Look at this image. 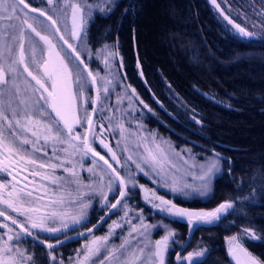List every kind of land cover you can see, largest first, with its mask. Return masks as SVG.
<instances>
[{
    "label": "trees",
    "instance_id": "16d2710c",
    "mask_svg": "<svg viewBox=\"0 0 264 264\" xmlns=\"http://www.w3.org/2000/svg\"><path fill=\"white\" fill-rule=\"evenodd\" d=\"M223 1L230 16L253 31L251 39L233 33L208 0H117L110 13H94L86 27L90 48L114 44L123 83L143 102L145 124L176 148L222 158L211 196L178 199L189 207L235 202L231 214L192 230L188 245L208 250L197 264H232L224 237L235 228L264 235V172L257 175L264 169V16L258 15L264 0ZM93 211L76 229L101 209ZM171 221L183 237L185 223ZM36 233L44 241L59 237ZM246 236L240 244L264 263V240ZM14 243L34 256L35 264H48L50 250L33 237ZM77 243L61 244L52 253L62 259Z\"/></svg>",
    "mask_w": 264,
    "mask_h": 264
},
{
    "label": "snow or ice",
    "instance_id": "6c2138e0",
    "mask_svg": "<svg viewBox=\"0 0 264 264\" xmlns=\"http://www.w3.org/2000/svg\"><path fill=\"white\" fill-rule=\"evenodd\" d=\"M111 2V0H109ZM213 4H216V0H212ZM49 6L46 10L37 9L30 7L27 0H0V59H6L4 50L7 49L9 55L13 53V44L19 42L20 53L17 59L12 61V64L23 65V71L31 77L32 81H35L36 88L33 89V93L36 94L34 102L29 103L28 101L19 99V92L12 93L13 98L4 100V96L8 93L0 90V171L7 173L8 176H12V181H16V176L13 175L16 172V167L20 164L36 166L38 164L35 158L36 153L43 152L47 156L46 146L49 144L53 148V158L58 163H39L40 169L51 168L55 170L57 167H63V171L69 173L72 177H76V173L71 171L68 167H64V161L59 160L57 155V147L67 143L68 149H65L66 153L71 156H75L77 153H81L83 157L91 155L94 161V167L88 169L89 172H94L95 167L98 166L96 157H99L100 161H103L107 169L111 172L108 173V191H104V186L101 184L99 194L104 196V203L101 208H108V212L105 215L114 214V210H118L121 205L124 204L125 200L130 199L129 192L131 188L129 185H133V182L129 179L126 180L120 175V173L113 168L112 164L100 152L96 151L92 144L95 140L93 135L95 122L93 120V114L96 111V101L100 99L99 89L97 98L93 103V113H86V123L88 126V132L83 134L81 138L80 134L72 135L75 131V126H83L85 121L80 119L76 115L75 101L77 97H83L84 90H90V85L95 86L98 83L97 75H94L91 70L88 69V65L85 63L81 56V52L78 51V47L86 45L87 36V23L93 17V9L98 8L101 13L107 14L112 11L111 7H100L95 4L85 3L84 0L80 2H72V0H47ZM219 8V5H217ZM68 8H71V26L72 30L70 36L66 38L64 35L59 36V40L63 42V45L67 46L71 52L68 53L69 57H74L77 63V68L80 69L75 78H73V72L70 69V63L66 62L64 56L61 55V51L57 50V46L52 43L48 36L41 35L37 31L36 27L32 23H29L27 17L30 13H38L40 17H46L48 21H51L54 27L57 24V20L53 19L51 12H62L67 13ZM127 11V9H125ZM223 14V13H222ZM258 15L264 16V11L258 13ZM23 17V19H21ZM37 19V17H33ZM224 19L232 24L236 30V34L241 37L251 39L253 33L247 31L240 24H235L232 19L228 16H224ZM19 21V27L17 26ZM30 30L36 37H39L40 41H43L44 45L47 46V56L43 60V63L39 66V74H33V71L29 70V65L26 63L25 58V32ZM60 29L56 28V32ZM83 34V35H82ZM30 39V37H29ZM79 40V44L74 46L69 40ZM63 45L61 50H63ZM107 46H105L106 48ZM37 49L32 48V62L37 63ZM99 55V53L97 54ZM111 55V54H110ZM105 65L108 66V60L105 59ZM82 66V67H81ZM15 72V68L11 65L6 70L2 63H0V85L8 83L6 74ZM86 72V76L84 73ZM100 80L104 81V91L107 92L108 85L111 81H108L104 77H99ZM77 86V94L73 95L72 84ZM134 91V90H133ZM90 99V98H89ZM141 103H143L141 101ZM147 107V105H145ZM54 113V116L52 115ZM103 133V125H101ZM41 131L47 134L43 136V145L39 143L41 137ZM31 133V137L35 139L27 138L26 134ZM24 134L25 138H21ZM67 134V140L64 139ZM83 144V148L79 145ZM100 144L111 153V158L117 160L116 153L112 151L108 144H105L101 139ZM152 144L155 145V150L149 148L145 144V152L147 155L143 157V161L146 164H150L153 171L157 168L159 171L157 175H167L165 168L168 171H178L176 165L172 163L171 158L167 155L166 151L160 144H156L153 139ZM31 145L32 151H28V146ZM129 160L133 157L129 156ZM222 158L219 154L214 153V157L203 165L193 164L189 168V172L193 169L199 171V175L194 176L193 179L198 181V184L192 185L183 183L182 186L180 181L175 178L171 179V190L174 193H183L185 196L189 194L188 190L198 194L200 197H208L213 193L212 181L213 177L220 171V160ZM135 162V161H134ZM117 163L119 161L117 160ZM187 164V161H183ZM137 169L141 172L144 169L140 163H136ZM11 168V171L9 170ZM27 171V167L24 169ZM260 172H264V169L258 170L257 175ZM145 175L149 173L145 172ZM32 176H40L39 171L31 172ZM256 177L254 176L253 179ZM27 180V176L24 177ZM42 179L47 180L48 177L44 176ZM103 179V177H101ZM68 183V181H64ZM77 185H79V179H75ZM52 183L59 186L61 178L54 177ZM11 186V190H7ZM165 186H169L167 180ZM88 187L95 188L94 185H88ZM114 187H119L120 194L116 199L115 203H111L109 206V197L114 195ZM143 188V186H140ZM35 190H26L21 187L17 189L16 184L10 182L9 185L0 183V217H3V221H0V228L6 229L4 233L0 234V264H35L34 256L26 255L25 250L19 247H13L14 242L22 240L24 236H31L33 239H38V233L33 230L47 231L50 233L61 232L62 229L69 227V224H80L86 220V210L92 205L82 203L87 198L83 192H77V196L72 198L70 201L66 200L63 196L52 199L47 203L43 202V196L34 197ZM255 192H253V196ZM152 199L149 201L153 207L160 211L166 212L170 216L186 218L190 230L194 229L198 224H212L221 219L225 214H231L230 210L234 208V201H224L220 203L215 209L210 211L204 210H189L185 208L177 207L171 201H166L162 197H156L155 193H152ZM147 199V197H146ZM250 199V198H245ZM159 203H156V201ZM35 203V207H25V203ZM78 205V209L69 207V204ZM45 208V211H41V208ZM10 209L12 213L18 214L19 216L25 217L24 222H18V219L13 215H7L6 211ZM129 207L125 205L124 217L122 219L129 224L131 231L129 236L131 239L124 240L119 246L113 247L110 251L107 249L106 242L109 240V236L95 237L92 241L82 245V248L77 250L84 252L83 257L77 256L78 264H94V258H98V255L102 253V250L108 251V256L105 257L101 264H144L146 259L158 261V264H165V252L169 249L170 243H174L175 233L174 231L168 230L166 234L159 240L155 241L154 246L151 241L148 243H136V247L132 248V245L137 240V235L143 239L148 236L149 231L152 228H160L162 225H148L143 223L142 216L141 223L139 226L132 224L131 221L127 220L129 216ZM104 218L101 217V220ZM11 221V224L7 223ZM59 223V227H49V223ZM12 226H16L19 230H15ZM95 227V226H94ZM123 225L119 222H113V226L109 229V233L112 234L116 228H122ZM88 233H92L93 229L89 228ZM246 239H261L264 240V235L257 237L255 232L251 229H246ZM84 236V233L80 234ZM6 237V239H4ZM232 241H236L237 237L231 238ZM60 240H56V244L44 242V246L54 252L57 245L62 244ZM237 248L246 257V264H261L255 257L251 256L245 249ZM131 249V252L129 250ZM154 249V250H153ZM207 249L197 252H189L186 256L177 253L178 264H197L198 258L206 255ZM51 264H57L56 257L51 256ZM59 264H63L60 261Z\"/></svg>",
    "mask_w": 264,
    "mask_h": 264
},
{
    "label": "rangeland",
    "instance_id": "374dc122",
    "mask_svg": "<svg viewBox=\"0 0 264 264\" xmlns=\"http://www.w3.org/2000/svg\"><path fill=\"white\" fill-rule=\"evenodd\" d=\"M117 0H84L85 3L99 5L100 7H111L113 2ZM210 1V2H209ZM211 6H213L214 11L218 17L221 16L225 24L230 26L233 33H236L235 28L232 24H229L227 20L224 19V16H228L225 9L227 5H225V1L216 4L212 3V0H209ZM30 6L33 8L46 10L49 6L47 5V0H27ZM63 3V0H60ZM72 2H80V0H72ZM219 5V8L217 7ZM254 11V10H253ZM99 12L98 8L93 9L94 13ZM223 13V14H222ZM49 15L53 16V19L57 20V24L55 25V29L59 28L60 31H54L52 25L48 20H44L43 17H40L37 14L30 13L27 17L29 23H32L34 27H36L37 31L41 33V35L48 36L53 44L57 46V50L61 51V55L65 57L66 62L70 63V69L73 72V78H75L76 73L80 70L77 68V63L74 60V57H69L68 53L70 51L67 49L66 45H63V42L59 40L60 35H64L66 38L70 36L72 26H71V8H68L67 13L62 12H49ZM103 14V13H101ZM33 17H37V19H33ZM229 17V16H228ZM230 18V17H229ZM243 18V17H242ZM23 19V17H21ZM231 19V18H230ZM89 22V21H88ZM19 27V21L16 22ZM235 24H240L247 31L253 33L252 30L249 29L248 25H246L243 20L234 21ZM83 35V34H82ZM238 35V34H237ZM30 37V39H29ZM74 46H77L80 42L79 40H69ZM2 43V42H0ZM63 45V50H61V46ZM105 46H107L105 48ZM35 47L37 49V63L32 62V48ZM81 52V56L84 59L85 63L88 65V69L93 72L94 75H97L98 83L96 85V92L100 99L97 101L96 111L93 116V120L95 122V128L93 135L95 140L92 144V147L95 148L96 151L100 152L105 158L109 159L111 157V153L108 152L106 148H104L100 144V140L102 139L105 144H108L111 147L112 151L116 153L119 163L116 164L115 169L120 173L122 177L126 180H131L134 184L129 185L131 191L129 192V196L133 193L136 194L135 197L131 199L125 200L124 204L120 206L118 210H114V214H110L106 221L103 222L100 229L97 231H93L92 233H88L83 236L77 243V245L73 246L71 251L65 255L64 258H58L54 253L49 252V262L51 264V256L56 257L57 264L60 261H63V264H78L77 256L83 257L84 252L80 251L78 253L77 250L82 248V245L92 241L95 237H104L109 236V240L106 242L107 249L110 251L113 247L119 246L124 240L131 239L129 233L131 231V227L128 223H126L122 217H124L125 205H128L130 211L129 216L127 217L128 221H131L132 224L137 226L140 225L141 213L143 214L142 219L143 223L148 225H162L160 228H152L147 237L141 239L137 235L136 242L133 243L132 248L136 247V243H148L151 241V244L154 246L155 241L161 239L168 230L174 231L175 237L174 243H170L169 249L165 252V264H172L170 254L174 256V252L179 249V247L184 242L183 237H179V230L173 226L171 220H177L185 223V227L188 225L186 218H180L175 216H170L166 212L160 211L157 208L153 207L152 203L149 201L153 198L152 193H155L156 197H162L166 201H171L177 207L185 208L189 210H204L210 211L213 210L216 205L212 207L207 206H187L180 202L178 199H191L198 198L199 200H204L208 197H200L198 194L188 190L189 194L185 196L183 193H174L171 190V179L175 178L180 181L182 186L183 183H188L192 185L198 184V181L194 180L193 177L199 175V171L197 169H193L189 172L190 166L195 165H203L209 162L213 157L214 153H209L202 156L197 157V154L190 152L187 146L177 147L175 144L170 142L168 139H165L164 136L160 135L156 129L152 126H148L143 121V103L139 97L131 91L127 85L123 83V80L119 73V55L114 46L111 43H104L98 47L90 48L87 43L86 45H81L77 49ZM47 46L44 45L43 41L39 40V37H36L34 33H31L30 30H26L25 32V58L26 63L29 65V70L33 71V74H39L40 65L43 63V60L47 56ZM20 53V45L19 42H15L13 44V53L11 55L8 54L7 49L4 50V55L7 57L6 59H0V63L3 64L6 73L8 67L11 65L15 68V72L6 74V79L8 80L7 84L0 85V90L8 93V95L4 96V100L12 99V93L16 91L19 92V99L28 101L32 103L36 99V94L33 93V89L37 86L35 85V81H31L27 75L23 71V65L12 64L14 59L19 57ZM99 53V55H97ZM111 54V55H110ZM108 60V66L105 65V59ZM91 64V65H90ZM93 65V66H92ZM86 76V74L84 73ZM99 77H104L111 83L108 85L107 92L104 91V81L100 80ZM73 95L77 94V86L73 83L72 86ZM90 98V99H89ZM92 92L90 90L85 89L83 97H77L75 101L76 107V115L85 121L83 126L76 125L75 131L72 135L80 134L81 138L83 137L85 125H86V113H89ZM54 114V113H53ZM54 116V115H53ZM101 125H103V133L101 130ZM46 132L41 131V137L39 143L43 145V136L46 135ZM27 138L35 139L31 137V133L26 134ZM21 138H25V135L22 134ZM67 134H65L64 139L67 140ZM153 139L156 144H160L162 148L166 151L167 155L171 158L172 163L176 165L178 171H168L165 168V172L167 175L161 174L157 175L159 169L153 171L150 164H146L143 161V157L147 155L145 152V144L148 145L149 148L155 150V145L152 144ZM83 148V144L79 145ZM69 145L67 143L63 145H59L57 147V155L59 156L60 161H64V167H68L71 171L76 173V177H72L69 173L63 171V167H57L55 170L51 168L40 169L39 163H58V161L53 158V148L52 145L49 144L46 146L47 156L43 154V152L36 153L35 158L38 161V164L34 167L31 165L20 164L16 167V172L13 175L16 176V181H12V176H8L5 172H0V183L9 185L10 182L15 183L17 189L23 187L26 190H35L34 197L43 196V202L47 203L52 199L59 198L63 196L66 200H71L72 198L77 196V192H83L86 194V197L82 203L95 205V208L89 207L86 210V220H88L92 214L96 211H93L97 208H102L104 203V196L99 194V189L101 184L104 186V191H108V169H106L103 164H101L97 159L98 166L95 167L94 172H89L88 169L94 167V161L91 155L87 157L81 158L82 154L77 153L75 156L68 155L65 149H68ZM28 151L31 152V145L28 146ZM132 156L133 159L129 160L128 157ZM0 159H3V156H0ZM187 161V164H184L183 161ZM135 161V162H134ZM136 163H140L141 167L144 169L141 172L136 167ZM27 167V171L24 169ZM11 171V168L9 169ZM39 171L40 176H32L31 172ZM147 172L149 175H145ZM220 172V171H219ZM218 172V173H219ZM216 173V175L218 174ZM215 175V176H216ZM27 176V180L24 177ZM47 176L48 179L44 180L42 177ZM54 177L61 178V183L59 186L52 183V179ZM103 177V179H101ZM79 179V185L73 182L75 179ZM214 178V177H213ZM167 180L169 186H165V181ZM64 181H68L65 183ZM88 185H94L95 188L88 187ZM140 186H143L141 188ZM11 190V186L7 189ZM118 192V187H114V195H110L109 204L114 200L116 194ZM147 197V199H146ZM156 203H159L157 200ZM25 207H35L37 206L35 203H25ZM70 208H73L74 214L75 209H78V205L69 204ZM3 208V206H0ZM45 208H41V211H45ZM92 211L94 213H92ZM103 210L98 212L100 214ZM92 213V214H91ZM7 215H13L18 219V222H24L25 217L19 216L18 214L12 213L10 209L6 211ZM97 214V215H98ZM85 220V222H86ZM0 221H3V217H0ZM119 222L123 225L122 228H116L112 234L109 233V229L113 226V222ZM7 223L11 224V221H7ZM80 224H69V227L66 229H62L61 232L50 233L47 231L33 230L34 232H40L48 234V236L59 234V239L62 235H66L70 229L79 226ZM49 227H59V223H49ZM15 230H19L16 227H13ZM245 228L239 227L234 230L228 232V234L224 237V247L225 250L228 251L232 248L237 249L240 256L246 262V257L242 252L239 251L237 245L243 248L240 244V238L244 235H247L245 232ZM7 231L6 229L0 228V234ZM237 237L236 241H232L231 238ZM6 239V237H4ZM55 239L53 241H56ZM52 241V242H53ZM2 242V241H0ZM13 247H16L15 243ZM154 250V249H153ZM186 250L185 253L189 252H197L203 251L202 248L198 246L191 245L187 248H183ZM108 251L102 250V253L98 255V258H94V264H101V261L108 256ZM182 251H180L182 253ZM131 252V249L129 250ZM26 255L31 256L30 253H26ZM199 259V258H198ZM144 264H158V261H153L146 259ZM261 264H264L261 262Z\"/></svg>",
    "mask_w": 264,
    "mask_h": 264
},
{
    "label": "water",
    "instance_id": "95a60500",
    "mask_svg": "<svg viewBox=\"0 0 264 264\" xmlns=\"http://www.w3.org/2000/svg\"><path fill=\"white\" fill-rule=\"evenodd\" d=\"M51 22V21H50ZM54 29H55V27H54ZM55 32H56V30H55ZM70 50V49H69ZM70 52H71V50H70ZM91 86V85H90ZM91 88H92V93H93V99H92V101H95L96 100V91H95V86H91ZM92 108H91V111H90V113H93V103H92V106H91ZM86 132H88V126H87V124H86V129H85V133ZM96 159H98L99 160V157H96ZM100 161V160H99ZM102 163H103V161H101ZM104 164V163H103ZM106 166V165H105ZM107 167V166H106ZM107 169V168H106ZM110 172H111V170L110 169H108ZM119 194H120V190H119V187H118V192H117V194H116V197L114 198V200L111 202V203H115L116 202V199H117V197L119 196ZM223 201H221V203H222ZM110 203V204H111ZM110 204H109V206H110ZM220 204V202L216 205V207L218 206ZM215 207V208H216ZM214 208V209H215ZM106 212H108V208H106V210H104L102 213H101V215L96 219V221H94L92 224H90L89 226H87V227H85V228H83V229H81V230H79V231H76V233L74 232V233H72V234H70V235H68V236H66V238L65 237H63V238H61L60 239V241H62L63 243L65 242L66 243V241H68V240H72V239H76L77 240V238H79V237H81V233H84V235L86 234L87 235V233H88V229L89 228H92L93 230L96 228L97 229V227L105 220V219H107V216L105 215V213ZM101 217H103L104 219L103 220H101ZM95 226V227H94ZM191 231H192V229L190 230V228H189V225L187 226V230H186V233H185V237H184V242L182 243V245L179 247V249L178 250H176L175 251V253H174V257H175V259L177 260V253H180V251H182V249L187 245V243H188V240H189V237H190V234H191ZM39 242H41L42 244H44V242H42V241H39ZM51 244H56V242H53V243H51ZM188 254V253H187ZM187 254H185V255H183V256H186ZM228 254H229V256H230V259H231V261L233 262V264H246V262H244V259L242 258V256H240V254H239V252L237 251V249H235V248H232V249H230V250H228ZM185 264H187V262H185Z\"/></svg>",
    "mask_w": 264,
    "mask_h": 264
},
{
    "label": "flooded vegetation",
    "instance_id": "af4514ba",
    "mask_svg": "<svg viewBox=\"0 0 264 264\" xmlns=\"http://www.w3.org/2000/svg\"><path fill=\"white\" fill-rule=\"evenodd\" d=\"M30 7L33 8V6H30ZM33 14H37V15H39L38 13H33ZM43 18H44V20H45V19L47 20L46 17H43ZM38 70L40 71V69H38ZM28 77H29V76H28ZM29 79L31 80V77H29ZM31 81H32V80H31ZM32 82H33V81H32ZM52 115H53V114H52ZM104 209H106V208H104ZM100 214H101V213H100ZM100 214H98V215L96 216V218L94 219V221H96L97 217H98ZM69 245H70V244H68V246H69ZM69 247H70L69 249H72L73 246H69ZM185 252H186V250H183L182 253H180V254L183 255ZM170 256H171L172 263H173V264H178L177 260L174 259L173 254H172V255L170 254Z\"/></svg>",
    "mask_w": 264,
    "mask_h": 264
}]
</instances>
